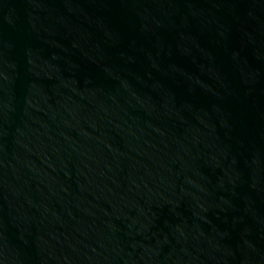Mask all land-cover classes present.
<instances>
[{
	"label": "water",
	"instance_id": "1",
	"mask_svg": "<svg viewBox=\"0 0 264 264\" xmlns=\"http://www.w3.org/2000/svg\"><path fill=\"white\" fill-rule=\"evenodd\" d=\"M0 264H264V0H0Z\"/></svg>",
	"mask_w": 264,
	"mask_h": 264
}]
</instances>
